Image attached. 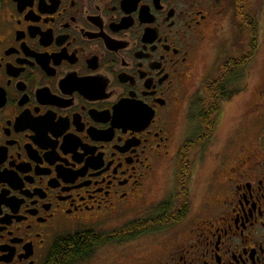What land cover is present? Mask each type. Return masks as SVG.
I'll return each mask as SVG.
<instances>
[{
  "label": "flooded vegetation",
  "instance_id": "1",
  "mask_svg": "<svg viewBox=\"0 0 264 264\" xmlns=\"http://www.w3.org/2000/svg\"><path fill=\"white\" fill-rule=\"evenodd\" d=\"M248 79L252 135L224 112ZM121 246L101 263L264 264V0H0V264Z\"/></svg>",
  "mask_w": 264,
  "mask_h": 264
},
{
  "label": "rangeland",
  "instance_id": "2",
  "mask_svg": "<svg viewBox=\"0 0 264 264\" xmlns=\"http://www.w3.org/2000/svg\"><path fill=\"white\" fill-rule=\"evenodd\" d=\"M253 85H254L253 81L252 80L250 81V79H248V85L247 86H248L249 90H248V92H246L245 97L243 96L242 98H240L241 96H238L239 99H234L232 104L228 107H225V109H224V112L226 110V113L228 114V119H227L228 122L230 120V116L236 115V116H239L241 119H242V116H244L245 118H244V124L242 125V128H244L246 125V128L244 130H246V132L249 133L250 135L255 134L257 129L259 128V125L261 124V119L253 116L254 108H252V105L257 98L256 93L251 89ZM228 122L226 123L227 128L230 125V124H228ZM250 135H249V138L251 137ZM223 138L217 139L218 140L217 145L222 143ZM112 226L113 225H107L108 228L112 227ZM104 230L107 231L106 229H104ZM141 247L144 249V246H141ZM110 248H113V247H110ZM120 248H122V246L119 248L116 247L115 249L105 248V249L99 250L98 254L95 258L94 264H96V263L102 264L101 262H102L103 256L107 257V256H110L112 254L113 255L117 254L118 251L116 252L114 250H116V249L120 250Z\"/></svg>",
  "mask_w": 264,
  "mask_h": 264
},
{
  "label": "trees",
  "instance_id": "3",
  "mask_svg": "<svg viewBox=\"0 0 264 264\" xmlns=\"http://www.w3.org/2000/svg\"><path fill=\"white\" fill-rule=\"evenodd\" d=\"M159 226L157 225H147V224H139L137 223L136 225H130L129 226H125L122 230H120L119 235H120V239L124 240V239H129L132 237H135L138 234L147 232V231H151L152 229L158 228ZM102 237V236H101ZM103 241V238H98L97 240H91L92 243H101ZM93 245V244H92ZM85 245L84 244H80L78 246V248H83ZM66 256L69 255H62L60 257H58V259L63 260Z\"/></svg>",
  "mask_w": 264,
  "mask_h": 264
}]
</instances>
